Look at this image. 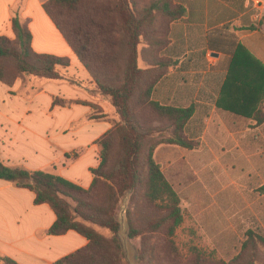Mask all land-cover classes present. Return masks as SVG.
I'll return each mask as SVG.
<instances>
[{"label":"crops","instance_id":"crops-1","mask_svg":"<svg viewBox=\"0 0 264 264\" xmlns=\"http://www.w3.org/2000/svg\"><path fill=\"white\" fill-rule=\"evenodd\" d=\"M48 1L0 0V37L16 39L13 19L19 17L28 23L36 53L70 59L69 66L59 68L62 80L0 81V160L9 168L61 176L87 190L92 170L101 164L98 141L114 124L94 117L93 107L107 115L115 110L47 15ZM175 3L187 12L170 27L166 56L176 65L157 83L153 99L163 106L195 107L185 127L191 140L230 139L238 148L246 136L264 139V125L256 126L253 117L264 105V0ZM177 149L164 145L158 151H165L161 156L172 165L170 152ZM35 198L33 191L0 179V258L55 264L89 244L74 230L50 235L57 216Z\"/></svg>","mask_w":264,"mask_h":264},{"label":"trees","instance_id":"trees-1","mask_svg":"<svg viewBox=\"0 0 264 264\" xmlns=\"http://www.w3.org/2000/svg\"><path fill=\"white\" fill-rule=\"evenodd\" d=\"M44 9L121 120L98 141L101 164L92 170L94 181L87 190L45 171L9 168L1 160L0 179L33 191L37 205H50L57 216L50 235L74 230L89 240L85 248L55 264H124L117 217L121 198L129 195L132 201L159 209L164 214L147 218L144 229L135 225L143 221L140 214L137 219L128 217V237L140 238V260L145 261L153 253L151 237L164 230L174 246L177 229L184 222L182 198L156 152L164 145L196 149L194 141L185 134L195 107L163 106L153 99L157 83L176 65L163 51L170 45L171 25L186 16V9L173 0H49ZM13 29L15 40L0 37L1 82L13 85L24 76L64 79L59 68L69 66V58L36 53L28 23L19 17L13 19ZM140 57L145 58L147 69L139 66ZM143 111L164 124L158 131L161 140H153L152 129L143 122ZM253 117L256 126L264 125V105ZM165 133L169 136L163 139ZM261 192L264 194V187ZM87 222L109 229L113 237H105ZM261 249L264 232L250 230L239 258L245 264H258ZM190 253L196 264L214 259L197 247ZM0 260L17 264L7 257Z\"/></svg>","mask_w":264,"mask_h":264},{"label":"rangeland","instance_id":"rangeland-1","mask_svg":"<svg viewBox=\"0 0 264 264\" xmlns=\"http://www.w3.org/2000/svg\"><path fill=\"white\" fill-rule=\"evenodd\" d=\"M140 1L144 3L147 0ZM168 48L163 51L165 57ZM139 66L148 68L145 58H139ZM69 81L76 82L74 79ZM96 87L99 90L97 83ZM93 110L94 117H108L114 121L113 126L121 120L115 108L113 115L103 113L98 106ZM143 122L152 129L154 141L162 139L158 131L164 124L145 111ZM162 136L163 139L168 138L169 134ZM192 141L196 149L168 151L173 155L172 165L161 156L165 151L158 149V154L156 152L157 160L163 163V170L182 198L184 222L177 229L174 246L168 242L166 232L159 231L151 237L152 256L145 261L140 260L141 240L128 237V217L137 219V213L140 214L143 221L135 225L144 229L147 218L161 216L164 212L137 200L132 201L129 195H125L117 208L124 264H196V258L190 253L195 247L214 256L216 261L212 258L206 264H245L239 255L247 232H264V194L261 192L264 187V139L246 136L241 140L242 147L238 148L232 145L235 140L230 139ZM77 221L83 222L81 218ZM86 225L107 238L113 237L107 228L89 222ZM261 250L258 264L264 261V249Z\"/></svg>","mask_w":264,"mask_h":264}]
</instances>
